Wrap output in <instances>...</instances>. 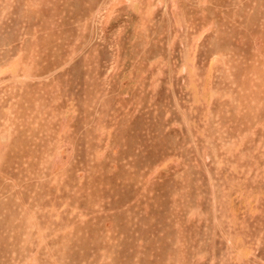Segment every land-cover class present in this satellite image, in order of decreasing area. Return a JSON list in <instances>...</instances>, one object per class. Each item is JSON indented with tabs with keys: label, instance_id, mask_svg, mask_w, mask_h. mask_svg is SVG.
Here are the masks:
<instances>
[{
	"label": "rangeland",
	"instance_id": "obj_1",
	"mask_svg": "<svg viewBox=\"0 0 264 264\" xmlns=\"http://www.w3.org/2000/svg\"><path fill=\"white\" fill-rule=\"evenodd\" d=\"M0 264H264V0H0Z\"/></svg>",
	"mask_w": 264,
	"mask_h": 264
}]
</instances>
